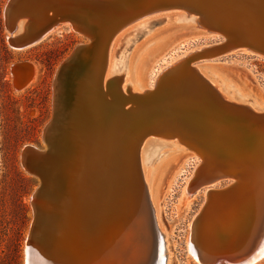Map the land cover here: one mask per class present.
Instances as JSON below:
<instances>
[{"label":"bare ground","instance_id":"obj_1","mask_svg":"<svg viewBox=\"0 0 264 264\" xmlns=\"http://www.w3.org/2000/svg\"><path fill=\"white\" fill-rule=\"evenodd\" d=\"M35 1L37 2V4H33ZM35 1L34 0L8 1V4L5 9L6 10L5 23L10 33V35L7 38L10 46L14 48L11 45V42L15 41L16 39L18 40L20 36H22L28 30L33 31V28L37 26L42 27V25L46 22V20L49 21L53 19L54 16H56L57 14H59L58 16H61L65 14L68 10H72L73 13H81L83 17L82 18L83 22L85 24H88L91 27V29H94L95 34L93 35V37L95 38V49L94 48L93 50L91 49L87 55L88 58H86L81 65L76 66L77 68L75 67L76 69L75 72H77L78 74L77 76L80 75L86 76L82 78L80 77L81 79L79 82H84V80L90 82V84L93 85L91 87H94L95 93L97 94V96L99 95L98 98L101 100L100 102L99 99L97 98L98 99V100L96 99L97 101L94 102L91 101L90 103L88 102L89 103L88 106L92 107V109L94 110L89 118V122L93 124L92 126L96 124H98V126L99 124H101V126H99V128H94L95 130L91 131L90 135L87 136L86 138L82 139L81 135L83 133L80 134V137H78V140L76 141H72L71 139L66 140L63 137H60L57 126L60 123V118L62 116L61 114L62 108L60 105H58L56 109V103H54V105H55L56 113H58L59 119L56 122L51 121L52 122L51 125L48 124L46 126V128L48 127V131L45 132V139L47 144V150L45 152H48V154L47 153L46 154L51 160L49 163L43 162V165L49 168V174L52 182L51 183L52 192L51 194H49L50 192L47 191L42 196L38 197L35 201L34 200L32 201L33 203L35 202L36 208L41 209L43 221L58 220L61 221L62 223L61 226H63L64 225L63 223L66 221H80V222L83 221L82 223L90 222V221H103L102 222L103 225L100 226L99 229L97 230L87 229L86 226L80 224L77 226V230L74 229V231L73 229H71L70 232H66V233H62L63 230H61V232L57 231L58 234L52 237L53 240L50 238L48 242H46V246H44L43 250L46 248L53 249L55 245L54 241L55 240L57 241L59 239L65 240L66 242H70V243L77 240V242L73 245V247H79L80 250L78 251L71 250L74 253L70 252V249H67L65 251L57 250L56 252L59 255V259L56 260L57 261L56 263L107 264V261L109 259L108 257H110L111 255L110 252L111 241L109 240L110 239L109 235L111 237L110 232L113 233V237L114 235H122L123 239L125 238L126 234L124 233V230L121 228L116 230L114 223L118 221L121 222V220L123 221L121 217H123V215L126 213L127 210L130 211L129 207L131 204L128 205L129 201L128 203L122 202L121 198H117L116 199L117 201L115 200L116 197L118 196L120 197L122 194H124V192H122V190H119L118 186L116 185V183L118 184V182L117 180H115L116 179L115 175H117L119 170L122 171L124 170L122 168H124L125 163L127 166H129V162L127 161V155H125L126 157H124L121 153L120 154L118 153L120 152L118 151V147L124 146L123 141H125L126 139L123 138L124 140L120 141L121 137H118V135H116L119 132L115 133V129L117 131V127L119 125H122L123 120L126 119L125 121L126 123L124 122L126 126L130 128L132 132L135 133L138 132L139 133L138 136H141V134L143 133H148L151 130H154L157 126L154 125L153 119L149 118L146 114H142L141 111L139 112V109L143 108L144 105L150 103L151 101L153 102V100L155 101L157 99L158 97L157 93L160 87V83H163L165 79L167 80L173 79L175 78L174 76L178 74L179 77H182L181 84H179L180 88L186 86L187 89H191V88L196 89L197 90L196 94L200 95L198 100V107L196 111V113H198V118L196 121L199 122H197V124L196 123L193 124L192 122H190L188 126L186 125V127H182V128L180 126L178 127L177 125L178 129L175 128V130L172 133L164 134V136L159 133L158 135H150V136L147 135L141 141V144L138 146V150L136 153L138 156L136 158H138L137 160L139 163V168L140 171L142 172L141 181H143L145 185L144 187L147 194V199H148L147 203L149 205V208L152 210V221H155V224L160 234L163 236L164 246L166 240H165V234L162 231L163 228L159 221V210L156 201L157 196H155L156 192H153L154 190L153 186L151 184L150 185L148 184L149 175H147L146 173H144L143 175V171L141 167L142 163H140V159L142 156V159L146 160L147 165L153 166L157 158L162 159L166 154L163 153L151 159L149 156L150 154L147 155V153L145 152L146 147L150 142H155L156 144L159 141H166V142H172V145L174 146L180 144L185 147L186 145L185 148L187 151L189 149L201 158L202 163L195 171V175L192 180V186L188 187V189L184 191L185 201L194 197L196 194H198V192L201 191V188L203 186H206L202 184L204 182V179L209 173L211 172L214 173L215 169L224 168L226 171L232 173H237V174L240 173V175L231 176L232 177L231 182L233 183L231 186H229L230 189L229 188L226 189L228 191H226L225 193H223L224 191L222 192L223 194L214 193L217 192V190L208 189L206 193L207 195L206 204L204 207H202L201 209L202 211L200 215L196 218V221H202L199 220V218L202 216V218H204L203 221H207L206 225H208L209 229L203 234L204 237L209 238V235H213V233H217L218 235L223 236V234H226V232L229 231V229H231L230 221H264V188L263 190L261 189L259 193H256V191L250 189L251 184L254 181H257L258 179H264L263 176L257 175L255 172L254 173L252 172L253 168L255 167H261V169L264 170V165L262 161L263 147L261 148V144L264 143V139H263L264 135H260L259 133H256L259 123L263 119L261 120L262 116L247 118L246 115L251 116V114L242 110L254 111L255 109H252L251 106L244 104L246 103L245 99H247V97L235 82L232 83V80L228 77L225 76L221 77L219 75H215L212 73L211 75H214L216 79L222 81V83L223 82L226 83L225 90L223 91L219 90V87L214 85L213 82L209 81L206 71L207 68L205 66H197L198 64L196 66L193 65L196 61L201 59L200 58L201 56H195V53H189L185 57H182L173 64H171L167 69L163 70V72L157 77V80L155 82V86L157 88L156 90H151L149 87H147V85H145L146 82L145 75L149 65V61L151 62V59L155 57L156 54L158 55L161 51H163L167 46L170 45L171 42L166 44L167 41L166 37L153 42V44L157 46L156 47L157 50L155 48L147 52L146 55L140 60V63H138V66L136 68H134V66H132L131 64L132 59L136 61V58H132L129 61L128 60L129 57H127L126 55V53L128 52L127 49L124 54V56L126 57L123 56L119 60V58L116 55L118 50L117 48L122 43L121 42L122 38L126 37V35H124L123 33L122 34L119 33L120 36H118L119 34L117 35L118 38H116L115 40V45H114L115 47L113 46L114 53L112 51V53L110 54V48L113 43L111 42L110 44V40L117 27H119L118 26L119 23L121 22L122 19H125L128 16H130L128 14L129 10L130 12L135 13L137 11V8H140V6L144 3L143 0H124V2H126L124 4L125 6H119L117 4L118 3L117 0H109L105 5H103L102 3H98L97 0H35ZM108 5L109 7H107ZM74 6H76L77 9H75ZM194 6L197 7L199 6V4L195 2ZM121 7L123 8L119 10ZM111 11L112 13H109ZM100 12H106L105 17L102 16V18L98 22H95V20H93V16L94 15L98 16L96 14H99ZM214 13L215 14H212L210 16L212 18H221V22L223 21L224 26L226 27L225 31L227 33L225 35L229 40V41H225L224 48L215 56H219L218 54H221L224 51L225 52L233 51V50L236 51L235 44L239 43L240 41L233 38L232 36L234 33L238 34L240 30L243 31L248 29V33H250V35L247 37L248 40L245 41L246 44L253 47L257 46L256 44H264V33H262V31H258L261 34H256L255 36L252 35V33L255 32V28L259 27L260 25L252 27L251 25L245 23V21L248 22L249 20L246 19L244 15L241 18H245L246 20L244 21V23L238 24L237 20L240 21V18L228 17L227 15L229 12L227 10L226 12H223V14L217 11H215ZM174 14H178L179 16L178 19L182 18L186 22L193 23L194 24L193 29L196 30L198 33H203L209 36L211 35V33L209 34V32L205 29L206 26H204V23H202V21L197 16L199 15L198 13L190 11V13L176 12ZM113 20L115 21L112 22ZM258 20L259 19H257L256 17L252 19L254 24ZM260 20L264 21L262 19ZM140 21L142 22L130 29L133 30H135L136 28L139 29V27H141L142 25L144 26L147 23H149L148 20H140ZM234 25H236L237 28H235ZM62 26L63 25L61 23L59 27ZM59 27L58 26L55 27L53 31ZM12 28L13 31L11 30ZM71 28L74 31H77V29L74 26H72ZM151 31L149 30L148 33H150ZM137 42L139 41L135 40L132 46L135 47ZM96 44H97V49H96ZM248 48L244 49L243 51H247L251 54H254L251 48L249 49ZM14 49L21 50L19 48H14ZM259 53L261 54L259 55V57L264 58V53L261 52ZM224 54L226 53H223V55ZM131 57H133V55ZM207 57L208 56H205V58L204 57L203 58L206 59ZM125 58L128 61L126 62L125 71L124 70L122 71L123 73L125 72L126 76H125V81H123L124 76L123 73H121L123 78L120 84V82H118L119 79L117 78L122 76L118 75L116 69L118 70L119 64L121 65L122 60ZM19 65L20 64L15 66L14 64H12L10 69V78L13 82V87L16 90L19 89L21 90L24 86L28 84V82H33L34 80L33 66L28 64L31 67V68L29 67L31 72L29 76L28 75L29 71H25L22 74L18 73ZM80 73H84V74H80ZM129 73H132L130 78L133 76L136 84H139L140 91H136V89L135 88L132 89V87L130 88L129 85L126 86L125 89H123L122 85L128 81ZM26 76L29 77L26 80V82L22 84L21 82L23 81V78ZM62 81L59 82L60 85H58L56 88V93L58 92L57 94L58 97L61 92V98L63 97V94L65 92V91L63 92L64 88L62 86ZM84 86L87 87V85L85 84ZM229 87H231L233 93L238 94V97L240 98L241 102H236L233 100L234 97L231 94V92H229L228 90ZM88 88H86V90ZM105 88L114 91L112 92V94L106 95L104 91ZM120 88L122 93L124 94L119 92ZM141 93H145V94L143 96L136 95ZM257 99H258L257 102L260 103L262 107L259 111L258 110L256 111L263 112L264 101H262L259 98ZM62 105H64V102L62 103ZM104 105L106 106L105 110H103L105 108ZM99 109H101V111H99ZM242 114H246V115H243L242 117L241 116ZM255 114L257 113L255 112ZM75 120H79V118H75L74 121ZM241 130H250L248 132H253V133L255 132V135L252 137L251 146L241 147L237 149V148H233L232 145H230L227 148L228 151L227 158L229 160L214 161L216 159L215 158L212 159L211 153L215 151L209 148L208 146V140H210L209 138H214L217 140H220L219 138H228L232 141L233 135L236 134L237 132H240ZM125 138L127 137L125 136ZM83 142H85V145H83ZM159 144L161 145V143ZM28 147L30 148L31 146ZM28 147H25L24 150ZM131 151L134 152V150ZM156 151L158 152L159 149L155 150V152ZM230 156H232L233 158L230 159L231 158ZM244 159H248V162H246ZM131 160L132 159H130V162ZM236 160H238L239 162L245 161V164L241 169L237 167L235 168ZM22 164L25 170L28 171V168L23 158H22ZM119 175L118 177L121 178L122 176ZM122 180L123 179H121V181ZM221 181L223 180L220 179L218 181L211 183L210 185L212 186L210 187H213L214 185L216 186V184H218ZM37 191L38 190L36 189V192ZM149 192H150L151 201L149 199ZM116 193H119L118 196L116 195ZM134 193L129 192V194L131 195ZM54 197L56 198L57 201L55 200L53 202ZM128 211L127 213H129ZM141 213L143 214V212ZM126 216L130 217V214H126ZM140 216H144V215H140ZM211 221L213 222L211 223ZM80 230L82 232H79ZM192 230H193V225H192ZM93 236H96L98 241H94L95 237ZM92 238L94 240H92ZM80 239H88L89 241H85V242L78 241ZM191 240L193 239L191 238ZM108 242L110 243L108 244ZM98 244L100 245V247L97 248ZM106 247L109 248V251L107 250ZM116 247L120 248V246H116ZM113 249L115 250L117 248H113ZM143 252L145 253V251ZM165 252L168 260L166 246H165ZM189 253L193 257L192 242L191 245L189 244ZM139 254H141V251L140 253H138V257ZM46 257L49 258L48 256ZM121 257H123V254L121 255Z\"/></svg>","mask_w":264,"mask_h":264},{"label":"rangeland","instance_id":"obj_2","mask_svg":"<svg viewBox=\"0 0 264 264\" xmlns=\"http://www.w3.org/2000/svg\"><path fill=\"white\" fill-rule=\"evenodd\" d=\"M8 1L9 0H0V264H26L27 240L31 224L34 221L32 196L36 189L38 190L40 179L27 173L22 166V151L28 146L36 147L42 151L47 150L44 130L54 117V103L57 101L54 83L57 79V71L72 55L74 50L83 44H87L89 39L84 35L76 33L69 25H65L55 29L48 37L35 46L24 50L14 49L10 46L7 39L10 35L5 23V9ZM170 13L171 14L165 13L143 19L148 20L149 23L139 27L140 30L138 28L135 30L130 28L137 26V24L142 21L135 22L136 24L132 23L124 28L120 34L123 33L126 37L122 38L121 45L117 48L118 50L116 49V55L119 60L124 56L127 49L128 52L126 55L129 57L128 60L130 61L132 58H136V61L133 59L131 61L132 66L136 68L146 53L157 47L153 42L166 37V44L171 43L158 55L156 54L155 57L151 59V62L149 61L145 75V85L151 90H156L155 82L163 70L167 69L171 64L185 57L187 54L195 53V56H201V59L196 61L193 65L196 66L198 64L197 66H205L207 68L206 71L209 81L219 87V90H225L226 83H222V81L216 79L214 75H211L212 73L221 77L225 76L230 78L232 83L235 82L241 88V91L247 97V99H245L246 103L244 104L251 106L257 113L255 114L254 111L242 110L250 113L251 116L246 114H242L241 116L243 117V115H246L247 118L262 116L261 120H263L260 121L256 133L264 135V111H256H259L262 107L260 103L257 102V98L264 101V58L243 51V49L228 52L224 51L221 53L222 55L218 54L219 56H215L224 48L225 42L222 43L223 37L198 33L193 29V23L186 22L182 18L178 19V14H174V12ZM114 21L115 20L112 22ZM234 27L237 28L236 25H234ZM149 30L152 31L148 33ZM120 34L118 36H120ZM118 36L116 38H118ZM116 38L110 48V54L112 51L114 53L113 46L115 45ZM135 40L139 42L133 47L132 44ZM223 53L226 54L223 55ZM132 55L133 57H131ZM204 55L208 57L204 59ZM128 60L125 58L122 60L121 65L119 64L118 70L116 69L118 75L122 76V70L125 71L126 62ZM24 62H28V64L33 66L34 80L33 82H28L21 90H16L10 78L11 65L14 64L16 66ZM131 74L132 73H129L128 81L122 85L123 89L129 85L130 88L132 87V89L135 88L136 91H140L139 84H136L133 76L130 78ZM77 75V72H70L67 78H65L66 80H64V82L62 81V86L64 88L63 92L65 91L63 97L61 98V92L59 95L63 100L60 102L62 116L57 128L60 137L66 140L71 139L72 141L78 140V137H80L82 133L84 134L81 135L82 139L86 138L90 135L91 131L95 130L94 128H99V126H101V124H99V126L98 124L92 126L93 124L89 122V118L94 110L88 105L91 101H97L99 95L97 96L95 91L90 90V87L93 86L90 82L85 80L84 82H79L82 77L86 76ZM123 76L117 78L120 84L122 78L123 81H125V72ZM84 84L87 85V87L84 86ZM164 87H166V85L163 86V89ZM86 88L88 89L86 90ZM119 90V92L122 93L121 88ZM228 90L233 95L234 101L241 102L238 94L233 93L231 87H229ZM104 91L106 95H110L114 90L105 88ZM144 94L145 93L136 95L143 96ZM99 101L101 102L100 99ZM63 102L64 105H62ZM105 109L106 106L103 110ZM99 111H101V109H99ZM140 111L142 114L147 115L144 107L139 109V112ZM74 117L79 118V120L74 121ZM148 117L152 119L151 116ZM125 121L126 119L123 120L122 125L118 126L119 128L121 127L120 129L118 127L117 131L115 129V133L119 132L116 135L121 137L120 141L126 139L123 141L124 146L118 147V151H120L118 153H121L124 157L127 155L129 166L125 163L124 168H122L124 170H119L120 173L116 172L117 175H115V180L118 182L116 185L124 194L119 197V193H116L118 197H116L115 200L121 198L122 202L128 203L129 201L128 205H131L130 207L128 206L130 208H128L130 211L127 210L129 213L126 211L123 217H121L123 221L121 220V222L118 221L114 223L116 230L120 228L124 230L126 239L120 243L116 238L114 239L113 233L110 232L111 237L109 235V240L111 243L108 242V244L110 243L111 245V255L108 257L109 259L107 261L109 264H130L128 258L134 257L133 252H136V255L139 253V249L134 250L135 244L130 240L133 230L137 229L138 224L146 225V221H152V210L147 203L148 199L144 187L145 185L143 181H141L142 172L139 168L138 158H136L138 157L136 154L138 146L147 135H158L159 133L164 136V134L172 133L175 130L167 127H156L154 130L138 136L139 133L132 132L131 129L126 126ZM176 126L175 128L178 129L179 126ZM248 131L250 130H241L237 132L233 135L232 141L228 138H219L220 140L209 138L208 146L215 151L211 153L212 159L215 158L216 160L214 161L229 160L227 158V148L230 145L237 149L251 146L252 137L255 135V132ZM124 135L127 138H125ZM159 143H161V145ZM83 145H85V142H83ZM185 147L180 144L174 146L172 142L166 141H159L156 144L155 142H150L145 152L147 155L150 154L149 156L151 159L157 155L166 154L162 159L157 158L153 166L147 165L146 160H143L140 155L143 175L144 173L149 175L148 184L153 186V192H156L155 196H157L156 201L159 210V221L166 240L165 246L168 254L167 264H196V261L189 253V244L191 245V236L193 235L191 223L196 221V218L202 211V207L205 206L208 189H214L217 190V192L214 193L223 194L228 191L226 189L233 183L231 179H226L216 184V186L210 187L212 185H208L205 187L206 189L201 188L198 194L185 201L184 191L192 186L195 171L202 163L201 158L197 154L188 148L187 151ZM262 147V161L264 165V143L261 144V148ZM157 149H159V151L155 152ZM131 150H134V152ZM230 157V159L233 158L232 156ZM130 159H132L131 162ZM244 160L248 162V159ZM245 161L239 162L236 160V166L234 165L235 168L241 169ZM252 172L264 177V170L261 169V167L253 168ZM118 175L122 177L120 178ZM121 179L123 180L121 181ZM263 188L264 179L254 181L250 187V189L256 191V193H259ZM129 192H135L136 194L134 193L131 195ZM55 200L56 198L54 197L53 202ZM141 212H143V214ZM126 214H130V217H127ZM139 214L144 216H140ZM203 219L202 216L199 218V220L202 221ZM128 228L130 230H127ZM140 237H142V235ZM116 246H120V248ZM113 248H117L115 249L116 251ZM107 250L109 251V248H107ZM122 254L123 258L121 257ZM259 264H264V261Z\"/></svg>","mask_w":264,"mask_h":264},{"label":"water","instance_id":"obj_3","mask_svg":"<svg viewBox=\"0 0 264 264\" xmlns=\"http://www.w3.org/2000/svg\"><path fill=\"white\" fill-rule=\"evenodd\" d=\"M108 1L109 0H97L98 3H102L103 5H105ZM117 1L119 6H125L124 4L126 2H124V0ZM143 1L144 3L140 6V8H137L135 13H132L129 10L128 14L130 16L121 20L118 25L119 27H117L113 33L110 44L124 28L131 25L132 23L138 22L147 17L158 16L160 14L170 12L190 13V11H193L198 13L199 15L197 16L202 21V23H204V26H206L205 29L209 32V34L211 33L214 36L216 35L223 37L222 43L229 40L225 35L227 33L225 31L226 27L224 26L223 21L221 22V18H212L210 16L215 14V11L223 14V12H226L227 10L229 12L227 15L228 17L240 18V21L237 20L238 24L244 23V21L248 19L249 21H245V23L251 25L252 27L260 25L259 27L255 28V32L252 33L253 36L256 34H261L258 31H262V33H264V21L260 20H264V0ZM195 2L198 3L199 6L195 7ZM33 4H37V2L35 1ZM74 7L77 9L76 6ZM107 7H109V5ZM122 8L123 7H121L119 10ZM105 13L106 12H100L99 14H96L98 16L94 15L93 20L98 22L102 16L105 17ZM109 13H112V11ZM58 15L59 14L54 16V18L49 21L46 20L42 27L37 26L33 28V31L28 30L22 36H20L18 40L16 39L17 41L15 40L11 42V45L14 48H19L21 50L35 46L48 37L50 32H53V29L57 26L59 27L61 23L63 26H74L77 29V31H75L76 33L84 35L89 39L87 44L77 47L72 55L60 66L56 74L57 81L54 83L55 88L60 85L59 82L66 80L65 78H67L70 72H75L76 66L81 65L82 62L88 58L87 55L91 49H95V38L93 37L95 34L94 29H91L88 24L83 22L81 13H73L72 10H68L65 14L61 16ZM243 15L246 17V19L241 18ZM254 17L259 19L255 23L256 25L252 21ZM11 30L13 31V28ZM249 35L250 33H248V29L243 31L240 30L238 34H233L232 37L240 41L239 43L235 44L236 50H244L249 47L256 55H261L259 52L264 53V44H256L257 46L253 47L245 43V41L248 40L247 37ZM19 64L18 73L22 74L25 71H29L28 75L30 76L31 67L28 65V62ZM29 76L24 77L21 83L24 84ZM174 77L175 78L170 80L165 79L163 83H160L157 99L144 105L145 112L148 116L152 117L154 120V125L158 128L167 127L175 129L176 125L182 128L186 127V125L188 126L190 122L193 124H197V122H199L196 121L198 118V113H196V111L200 95L196 94V89H187L186 86L180 88L179 84H181L182 77H179V74ZM164 85H166V87L163 89ZM90 90L94 91L95 89L94 87H91ZM57 100L58 102L56 101V109L58 105H60L62 99L60 98L59 100L58 97ZM58 119L59 116L55 110L54 117L51 121L56 122ZM51 123L52 122H50L49 125H51ZM47 131L48 127L45 128L44 134ZM45 151H42L36 147H28L22 153V158L24 159V162L28 168L27 173L40 179L38 191H35L32 196L34 201L38 197L42 196L45 192L48 191L50 192L49 194L52 192V182L49 174V168L43 165V162L49 163L51 159L47 156L48 152ZM232 175H240V173H232L226 171L224 168L215 169L214 173L211 172L206 176L202 184L208 186L220 179H232ZM206 186L202 188H205ZM32 205L34 208V221L31 224L30 233L27 240L26 264H58L56 263V260L59 259V255L56 252L57 250L65 251L70 249V252L72 253L74 252L71 250H80L79 247H73L77 240L70 243L62 239L54 241L55 245L53 249L51 248L52 250L47 248L43 250L44 246H46V242H48L50 238L53 240L52 237L58 234L57 231L61 232V230H63L62 233L70 232L71 229L74 231V229L77 230V226L80 224L86 226L87 229L97 230L103 225V221H90L85 223H82L83 221H66L63 223V226H61V221H42L41 209L36 208L35 202H32ZM212 222L213 221H211V223ZM206 223L207 221L192 222V253L196 264H259L264 261V221H230L231 229L227 231L226 234L221 236L217 233H213V235H209V238H206L203 235L209 229ZM127 230L130 229L128 228ZM79 232L82 231L80 230ZM141 235L142 237H140ZM93 237H95V240L93 238L92 240L98 241L96 236ZM114 237L120 243L125 239H123L122 235H114ZM130 237V240L135 243L134 250L139 249V253L141 251L139 257L136 255V252H133L134 257H132V255V258H128L130 264H167V255L165 252L163 236L160 234L155 221H147L146 225L138 224L137 229L133 230V234H131ZM78 241L85 242L89 240L80 239ZM98 247H100L99 244L97 248ZM143 251H145V253ZM141 257H144V261Z\"/></svg>","mask_w":264,"mask_h":264}]
</instances>
